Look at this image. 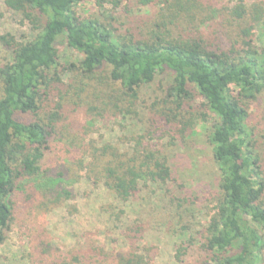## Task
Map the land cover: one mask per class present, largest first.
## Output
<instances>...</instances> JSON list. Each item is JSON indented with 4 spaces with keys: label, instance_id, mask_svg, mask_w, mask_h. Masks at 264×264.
I'll use <instances>...</instances> for the list:
<instances>
[{
    "label": "trees",
    "instance_id": "1",
    "mask_svg": "<svg viewBox=\"0 0 264 264\" xmlns=\"http://www.w3.org/2000/svg\"><path fill=\"white\" fill-rule=\"evenodd\" d=\"M81 1L4 0L31 24L34 34L21 43L9 39V55L0 63V247L25 208L62 209L73 198L62 182L73 168L75 175L84 172L92 188H101L122 206L113 221L122 220L129 203L135 205L137 218L120 224L118 247L111 251L100 241L61 251L44 233L26 230L23 249L29 264H150L147 250L131 246L147 230L140 212L152 195L170 194L168 206L176 205L164 217L175 223L179 234L172 250L174 264H261L264 147L256 135L264 139V0H125V19L134 16L135 5L141 7L134 13L144 15L124 32L109 27L103 13L78 18L74 11ZM111 1L94 3L101 8ZM122 2L114 0L116 7ZM217 19L234 25L233 36L228 39L207 24ZM58 42L81 55L80 80L71 98L74 109L97 118L119 115L124 123L115 142L129 128L125 118L131 125L138 117L131 109L141 86L155 77L167 82L165 107L157 105L163 112L158 121L171 124L198 94L214 117L206 142L218 176L215 188L201 187L195 196L182 190L166 156L142 149V135L125 138L131 147L120 151L117 142L82 144L81 136L90 127L73 132L69 124L58 131L62 104L54 100L52 105L46 95L51 85L59 89L61 83L55 72ZM176 183L181 191L173 196L170 186ZM201 202L206 223L196 233L198 241L187 239L190 207ZM113 208L108 203L104 210L110 214ZM87 236L82 235L84 240ZM189 252L200 259L189 263Z\"/></svg>",
    "mask_w": 264,
    "mask_h": 264
},
{
    "label": "rangeland",
    "instance_id": "2",
    "mask_svg": "<svg viewBox=\"0 0 264 264\" xmlns=\"http://www.w3.org/2000/svg\"><path fill=\"white\" fill-rule=\"evenodd\" d=\"M115 5L113 0L110 3L103 4L101 8H97L94 0H82L75 7L74 12L78 18L97 17L103 13L102 19L106 18L103 21L110 22L109 27H115L122 32L125 28L133 26L131 23L133 20H139L144 15V13H141L142 16L134 13L141 7L135 5L132 8L134 16L125 19V6H129L128 2L123 0L118 7ZM230 5L228 4V6ZM142 9L146 10L148 8ZM223 20L225 19H217L207 24L215 28L218 27L223 35L229 39L234 34V25H229L225 21L221 24ZM33 34L31 24L23 19L21 13L8 9L4 4V0H0V63L9 55L7 46L9 39L12 38L14 42L21 43L30 40ZM80 60L81 55L78 52L64 43H57V67L55 72H57L61 83L59 89L57 86L54 88V84L51 85L50 91L46 92V95H48L47 99L49 101L55 100L62 104V109L59 112L61 119L57 125L58 131H63L64 128L62 127L69 124L73 125V128L70 129L73 132H79L83 130V127H90L88 132L81 136L82 144L98 147L104 141L116 143L115 138L120 135L119 125L124 123L119 115L109 119L97 118L86 113L82 108L74 109L73 107L71 98L74 88L80 80V76L77 74ZM166 83L165 79L158 76L141 86L138 100L131 109V111L138 113V117L133 118L131 125L127 121L128 119L125 118V126L129 128L125 130V137L120 136L121 142L118 141L115 147H118L120 151L122 149L126 150L125 147L127 145L131 147L132 143L130 141L125 143V138L129 139L133 136L137 139L138 136L142 135L146 139L142 144V149L159 150L163 156H166L165 158L169 164L176 168L175 175L178 178L177 181L182 185V190L194 196L198 194L196 191L200 190L201 187L205 190L206 187L213 190L218 176L214 171V162L211 158L210 147L206 142V134L210 125L214 122V117L206 112L205 107L202 105L204 103L203 99L195 94L177 117L172 119L171 124L158 121V117L163 112L157 110L162 109L157 105H163ZM57 90L58 93L49 95ZM230 95L236 96L235 89H231ZM257 102L258 99L254 101V104L256 105ZM163 107L165 106L163 105ZM92 130L93 132L90 134ZM260 134L257 133L256 137L259 147L263 148L264 139L260 138ZM52 157L53 154H50L48 160H51ZM62 182L65 187L71 190L73 198L62 209L52 208L48 211L37 206H31L28 209L25 208L24 213L20 212V214H23L14 218L9 231L6 233V240L0 247V264H29L26 252L23 249L25 243L23 233L26 230L30 233H44L53 247L61 251H67L78 245H85V243L96 245L99 241L110 251L113 250V247H118L120 224L125 223V221H135L138 215L136 214L135 205L129 203L125 207L126 211L121 217L122 220L116 222L113 221V217L122 206L105 195L101 188H92L85 179L84 172H78L75 175V170L70 168L64 174ZM176 185L178 183L170 186L173 196L178 195V192L181 191L178 190L180 188ZM145 192L146 190L142 192L143 195H145ZM171 197V194L166 197L163 196V198H155L152 195L149 204L144 205L143 210L140 212L141 218L147 224V230L144 238L133 242L131 246L137 251L147 250L150 264H174L172 250L179 240V234L175 230V223L164 217L176 205L172 203L168 206V199ZM202 202L198 203V206L193 205L190 207L189 216L191 217L187 219V222L191 224H189L186 231L187 239L193 237L195 241H198L199 234L196 233L200 232L206 223L203 216V213H205L204 208L202 209L204 203ZM108 203L115 208L109 211L110 214H107V211L104 210L108 207ZM213 206L214 202L207 207L212 208ZM205 211L207 212V210ZM84 233H88L86 240L82 237ZM188 258L189 263L200 259L191 252H189ZM262 259L261 264H264V249Z\"/></svg>",
    "mask_w": 264,
    "mask_h": 264
}]
</instances>
